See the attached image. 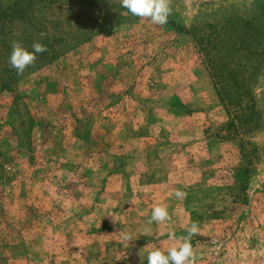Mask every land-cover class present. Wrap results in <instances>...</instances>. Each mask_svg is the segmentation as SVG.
I'll list each match as a JSON object with an SVG mask.
<instances>
[{"label": "rangeland", "instance_id": "1", "mask_svg": "<svg viewBox=\"0 0 264 264\" xmlns=\"http://www.w3.org/2000/svg\"><path fill=\"white\" fill-rule=\"evenodd\" d=\"M170 3L0 0V264H264V2Z\"/></svg>", "mask_w": 264, "mask_h": 264}, {"label": "clouds", "instance_id": "2", "mask_svg": "<svg viewBox=\"0 0 264 264\" xmlns=\"http://www.w3.org/2000/svg\"><path fill=\"white\" fill-rule=\"evenodd\" d=\"M122 7L127 9L132 15L150 19L153 24L164 26L168 23L172 15L170 0H122ZM47 51V47L42 43H33L31 50L26 48L22 42L14 41L12 52L9 57V63L18 74L35 64L39 54ZM177 198L186 197L187 193L177 190ZM170 219L166 206H155L152 209L149 223H163ZM199 228L193 223L188 230V235L182 237V243L179 248H171L165 252L154 250L148 254V264H196L197 255L192 244V237L198 234ZM174 234H170L173 238ZM130 237L125 235L124 239Z\"/></svg>", "mask_w": 264, "mask_h": 264}, {"label": "water", "instance_id": "3", "mask_svg": "<svg viewBox=\"0 0 264 264\" xmlns=\"http://www.w3.org/2000/svg\"><path fill=\"white\" fill-rule=\"evenodd\" d=\"M181 5L184 4L185 0H176ZM199 3V9H217L222 5H239V4H258L264 2V0H197Z\"/></svg>", "mask_w": 264, "mask_h": 264}, {"label": "trees", "instance_id": "4", "mask_svg": "<svg viewBox=\"0 0 264 264\" xmlns=\"http://www.w3.org/2000/svg\"><path fill=\"white\" fill-rule=\"evenodd\" d=\"M94 1H96V0H83V2L86 3L87 5H92L94 3ZM5 20H6V17L1 22L3 23ZM42 44H44V43H42ZM49 54H51V51H50L49 47H47V51L44 52L43 54H39V55L42 58H45L44 60H46V58L48 57ZM57 57H58L57 55L53 56L52 60L57 59ZM0 81L2 82V84H1L2 88L10 90V84H12L11 81H10V83H9L8 79H6V81H2V80H0Z\"/></svg>", "mask_w": 264, "mask_h": 264}]
</instances>
